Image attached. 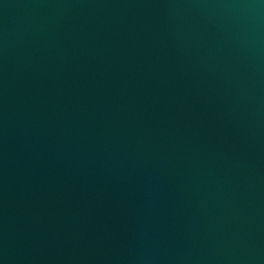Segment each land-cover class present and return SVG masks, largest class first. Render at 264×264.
<instances>
[{"label":"water","instance_id":"1","mask_svg":"<svg viewBox=\"0 0 264 264\" xmlns=\"http://www.w3.org/2000/svg\"><path fill=\"white\" fill-rule=\"evenodd\" d=\"M0 264H264V0H0Z\"/></svg>","mask_w":264,"mask_h":264}]
</instances>
